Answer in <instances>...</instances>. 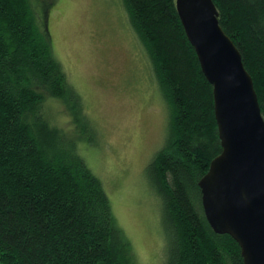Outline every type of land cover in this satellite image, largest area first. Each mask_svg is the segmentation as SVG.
Here are the masks:
<instances>
[{"label":"trees","instance_id":"1","mask_svg":"<svg viewBox=\"0 0 264 264\" xmlns=\"http://www.w3.org/2000/svg\"><path fill=\"white\" fill-rule=\"evenodd\" d=\"M55 2L0 0V264H136L104 185L80 152L86 133L97 143L96 131L53 50L46 14ZM213 2L264 117V0ZM124 4L169 110L166 143L146 169L162 202V264H244L238 243L216 234L204 214L198 184L222 147L213 88L176 0ZM49 100L64 104L72 129L51 123Z\"/></svg>","mask_w":264,"mask_h":264},{"label":"rangeland","instance_id":"2","mask_svg":"<svg viewBox=\"0 0 264 264\" xmlns=\"http://www.w3.org/2000/svg\"><path fill=\"white\" fill-rule=\"evenodd\" d=\"M124 5V0H56L46 24L55 56L96 131L97 143H88L86 133L80 152L102 181L136 264H162L167 243L162 202L146 169L166 143L169 110ZM45 112L64 130L75 125L60 101L49 100Z\"/></svg>","mask_w":264,"mask_h":264},{"label":"water","instance_id":"3","mask_svg":"<svg viewBox=\"0 0 264 264\" xmlns=\"http://www.w3.org/2000/svg\"><path fill=\"white\" fill-rule=\"evenodd\" d=\"M176 9L213 88L222 147L198 184L204 214L238 243L244 264H264V117L253 79L213 0H176Z\"/></svg>","mask_w":264,"mask_h":264}]
</instances>
